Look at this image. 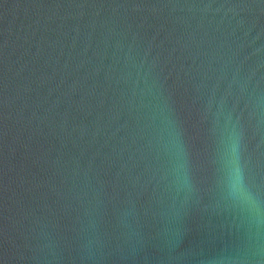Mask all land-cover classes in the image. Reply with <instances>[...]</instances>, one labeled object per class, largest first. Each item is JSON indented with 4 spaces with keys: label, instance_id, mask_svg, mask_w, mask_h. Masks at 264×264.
Returning <instances> with one entry per match:
<instances>
[{
    "label": "water",
    "instance_id": "1",
    "mask_svg": "<svg viewBox=\"0 0 264 264\" xmlns=\"http://www.w3.org/2000/svg\"><path fill=\"white\" fill-rule=\"evenodd\" d=\"M0 264H264V0H0Z\"/></svg>",
    "mask_w": 264,
    "mask_h": 264
}]
</instances>
